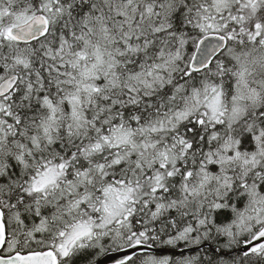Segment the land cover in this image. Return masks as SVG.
<instances>
[{
  "label": "snow or ice",
  "instance_id": "6c2138e0",
  "mask_svg": "<svg viewBox=\"0 0 264 264\" xmlns=\"http://www.w3.org/2000/svg\"><path fill=\"white\" fill-rule=\"evenodd\" d=\"M264 264V0H0V264Z\"/></svg>",
  "mask_w": 264,
  "mask_h": 264
},
{
  "label": "water",
  "instance_id": "95a60500",
  "mask_svg": "<svg viewBox=\"0 0 264 264\" xmlns=\"http://www.w3.org/2000/svg\"><path fill=\"white\" fill-rule=\"evenodd\" d=\"M118 255L119 254L112 253V254H109L108 257H102L101 259L104 261V264H115L113 257H118Z\"/></svg>",
  "mask_w": 264,
  "mask_h": 264
}]
</instances>
